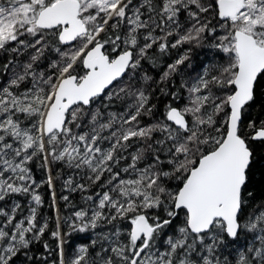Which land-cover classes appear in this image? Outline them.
I'll use <instances>...</instances> for the list:
<instances>
[{"label": "snow or ice", "instance_id": "6c2138e0", "mask_svg": "<svg viewBox=\"0 0 264 264\" xmlns=\"http://www.w3.org/2000/svg\"><path fill=\"white\" fill-rule=\"evenodd\" d=\"M0 264H264V0H0Z\"/></svg>", "mask_w": 264, "mask_h": 264}]
</instances>
